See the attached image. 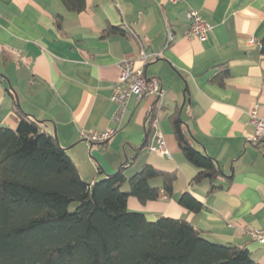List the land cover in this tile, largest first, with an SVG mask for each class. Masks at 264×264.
I'll use <instances>...</instances> for the list:
<instances>
[{
	"label": "crops",
	"instance_id": "0c3cea01",
	"mask_svg": "<svg viewBox=\"0 0 264 264\" xmlns=\"http://www.w3.org/2000/svg\"><path fill=\"white\" fill-rule=\"evenodd\" d=\"M85 4L77 13L61 0H0V125L15 128L19 107L46 131L55 129L89 183L121 165L127 178L144 164L175 172L171 196L163 193L162 178H155L150 185L160 187V197L141 202L130 195L127 208L149 220L183 218L209 240L245 245L264 264V245L248 235L249 229L264 227V141L251 142L250 122L253 107L264 115V0ZM192 10L212 25L204 41L184 34ZM108 25L124 33L102 36ZM140 50L151 56L139 59ZM123 59L158 78L164 93L130 98L117 124L110 95ZM223 67L227 75L218 77L219 84L214 79ZM176 109L191 144L217 161L225 187L209 192L207 180L190 184L198 168L175 137L169 115ZM108 128L114 133L105 141L84 137ZM157 131L168 154L150 149ZM121 189L128 190L127 183ZM186 191L203 204L200 211L177 202Z\"/></svg>",
	"mask_w": 264,
	"mask_h": 264
},
{
	"label": "trees",
	"instance_id": "16d2710c",
	"mask_svg": "<svg viewBox=\"0 0 264 264\" xmlns=\"http://www.w3.org/2000/svg\"><path fill=\"white\" fill-rule=\"evenodd\" d=\"M61 1L67 10H85V0ZM115 33L124 31L108 25L102 36ZM222 75L225 67L215 76L219 84ZM15 112V128L0 125V264H260L245 245L209 240L183 218L149 220L127 208L130 195L141 202L160 197V187L150 185L155 178L171 196L175 172L144 164L127 178L121 165L86 182L53 133L19 107ZM169 117L182 153L198 168L190 184L207 180L209 192L225 187L217 161L191 144L178 109ZM177 202L193 212L203 207L187 191Z\"/></svg>",
	"mask_w": 264,
	"mask_h": 264
},
{
	"label": "built area",
	"instance_id": "2783aa9c",
	"mask_svg": "<svg viewBox=\"0 0 264 264\" xmlns=\"http://www.w3.org/2000/svg\"><path fill=\"white\" fill-rule=\"evenodd\" d=\"M167 2H176L177 0H165ZM191 18L189 27L184 31L187 37H196L204 41L212 30V25L205 22L197 11L189 12ZM174 34L168 32V41H172ZM153 54L152 56H155ZM151 55L146 54L143 50L138 53V58L146 61ZM119 75L116 84L113 86V91L110 95V100L115 104V110L112 115V120L120 124L126 105L130 98H135L136 101L147 97L161 98L163 89L160 81L154 76L147 75L143 67H135L131 59H123L118 64ZM250 122L254 126V133L251 137V142L260 143L264 141V115L257 113L256 106L250 111ZM114 130L111 128L99 131H89L84 134V137L91 141H105L111 137ZM155 144L150 146L151 150H157L161 153L168 154L164 146V141L161 132L155 134ZM248 235L251 240L264 245V227L248 230Z\"/></svg>",
	"mask_w": 264,
	"mask_h": 264
},
{
	"label": "water",
	"instance_id": "95a60500",
	"mask_svg": "<svg viewBox=\"0 0 264 264\" xmlns=\"http://www.w3.org/2000/svg\"><path fill=\"white\" fill-rule=\"evenodd\" d=\"M0 78H1V77H0ZM53 135H54L55 139L57 140V142L59 143L58 138H57V134H56V130H55V129H54Z\"/></svg>",
	"mask_w": 264,
	"mask_h": 264
},
{
	"label": "rangeland",
	"instance_id": "374dc122",
	"mask_svg": "<svg viewBox=\"0 0 264 264\" xmlns=\"http://www.w3.org/2000/svg\"><path fill=\"white\" fill-rule=\"evenodd\" d=\"M54 132V130H53ZM71 210H73L75 208V203H71L70 207H69Z\"/></svg>",
	"mask_w": 264,
	"mask_h": 264
}]
</instances>
